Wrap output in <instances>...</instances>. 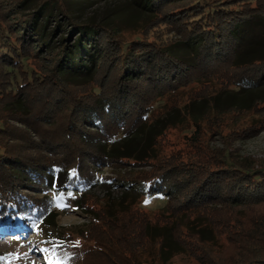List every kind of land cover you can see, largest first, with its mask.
<instances>
[{
    "label": "trees",
    "instance_id": "1",
    "mask_svg": "<svg viewBox=\"0 0 264 264\" xmlns=\"http://www.w3.org/2000/svg\"><path fill=\"white\" fill-rule=\"evenodd\" d=\"M28 1L0 3V218L43 229L63 264H143L153 252L165 263L173 246L197 264H264V164L233 148L264 131V98L218 103L264 86V0H138L147 21L132 38L76 21L67 0ZM157 24L177 38L152 36ZM248 111L259 120L244 127ZM182 126L184 147L168 150L165 135ZM108 166L142 168L116 178L136 193H92ZM64 194L88 218L78 242L61 235ZM162 200L153 218L146 204ZM204 224L235 246L232 259L194 252L190 238L210 243Z\"/></svg>",
    "mask_w": 264,
    "mask_h": 264
},
{
    "label": "rangeland",
    "instance_id": "2",
    "mask_svg": "<svg viewBox=\"0 0 264 264\" xmlns=\"http://www.w3.org/2000/svg\"><path fill=\"white\" fill-rule=\"evenodd\" d=\"M14 0H0V3L7 4ZM70 8V13L73 15L76 21H94L100 23H109L125 28L123 35L125 37L132 38L134 34L133 28L141 25L146 19V10L138 0H67ZM27 11H31L34 7V3L29 0L27 5ZM58 11L55 12V15ZM146 19V20H145ZM152 36L158 38L160 41H170L177 38L176 33L172 30L170 25L157 24L152 31ZM263 49V48H262ZM48 58L36 60V63L40 66L42 64L48 67ZM258 98H264V86L257 89H240L234 88L227 93H222L218 98V103L222 107L239 106L243 104H250ZM205 103L200 102L196 105V108H203ZM3 103L0 102V109H2ZM256 111L245 112L242 119H239V123L242 126L253 125L259 119L257 118ZM172 118L177 117V113H173ZM227 125H233L235 121L234 113L227 114L224 117ZM8 122V121H7ZM10 123V122H9ZM239 127V126H238ZM234 126V128H238ZM225 133L229 132L228 128L224 129ZM189 133V130L185 126L172 128L165 135L166 148L168 150L172 148H182L185 143V136ZM213 144L217 147H222L223 138L220 135L214 133ZM212 144V145H213ZM136 145V143H132ZM246 158H252L255 161L259 160L264 164V131L258 135L238 140L233 144V148ZM149 167L143 168L148 169ZM129 170L131 175L136 176L138 172L142 171V168L127 167L118 169L113 166L105 167L101 171V180L92 189L97 197L118 198L121 197L126 191L131 193L139 189V184L135 181H129V183L120 182L116 180L119 174H123ZM61 178L56 176L55 186H59ZM57 207L59 209V226L63 233L73 235L76 238V233L83 229L85 223L88 222V218L83 215L77 204L74 201L73 196L64 194L61 197L57 196ZM165 203L164 200L156 202H150L146 204L145 210L150 212L152 217L159 213V209ZM261 212H264V207H259ZM152 211V212H151ZM208 225V224H206ZM205 228V237L210 241L208 244H200L196 241V238H190V245L195 248L194 252L199 255L214 256L221 260H229L235 256V246L231 245L224 233H219V238L212 237L210 232V226H202ZM207 227V228H206ZM45 231L41 228H31L21 220H11L9 218H0V254L4 256L6 264H63L60 254L57 252L58 248L54 245L53 240L44 236ZM78 242L79 239L76 238ZM213 242V243H211ZM172 253V254H171ZM171 253H167V260L164 263L160 260L158 255L153 252L145 258L143 264H197L196 254H190L189 252H178L177 247L173 246ZM171 254V256H170Z\"/></svg>",
    "mask_w": 264,
    "mask_h": 264
}]
</instances>
